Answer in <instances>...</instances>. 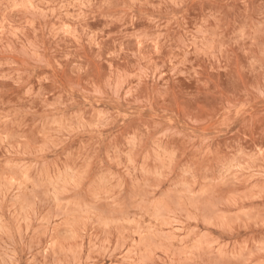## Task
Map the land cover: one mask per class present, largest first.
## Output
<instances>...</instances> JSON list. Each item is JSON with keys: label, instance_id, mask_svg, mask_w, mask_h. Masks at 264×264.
I'll list each match as a JSON object with an SVG mask.
<instances>
[{"label": "clouds", "instance_id": "9594fccd", "mask_svg": "<svg viewBox=\"0 0 264 264\" xmlns=\"http://www.w3.org/2000/svg\"><path fill=\"white\" fill-rule=\"evenodd\" d=\"M188 3L0 0V264H264V0L230 44ZM233 48L241 95L189 110Z\"/></svg>", "mask_w": 264, "mask_h": 264}, {"label": "rangeland", "instance_id": "374dc122", "mask_svg": "<svg viewBox=\"0 0 264 264\" xmlns=\"http://www.w3.org/2000/svg\"><path fill=\"white\" fill-rule=\"evenodd\" d=\"M185 8L186 19L189 22V26L193 21H197L204 16L214 17L215 19L209 20V24L211 27L218 29L215 33L218 37V42L224 44H230L233 39V32L238 24L247 19L248 16L258 17L262 11L260 0H247V7L244 0H189ZM232 52L235 53V55H225L221 57L218 64L212 62L211 67L214 70L207 72L205 84L181 83V85L177 87V94L180 102L188 107L189 110L212 113L223 103L226 97L241 95L242 86L237 77L236 67L238 62H244V58L239 54V49L233 48ZM204 67L207 69L208 64L206 63ZM0 96L3 97L5 104L17 102V95L13 90H10V86L5 87V90L0 92ZM20 106L27 107L26 104ZM31 121L32 116L25 117V123H30ZM6 159L7 155L3 150H0V165H2ZM4 171L8 172L10 170L5 169ZM13 195L14 192H9L4 197L3 221L7 227L13 229L14 238L18 241L19 238L16 237L14 233L15 221L8 212V205L13 199ZM34 195L36 197L41 196L39 192H23L21 194L22 198L28 201H31ZM97 213L99 215V220L112 218L111 209L106 203L101 202L97 205ZM145 221H147V218H145ZM94 223H97L94 234L102 240L106 230L98 221L94 220ZM110 230L114 232V229ZM89 231H93L91 225H89ZM5 239L7 238L5 237ZM85 246H87V239L85 240ZM37 259L39 260L41 257L37 256ZM46 259L49 261V264H51L53 260H63L65 257L63 254H58L54 257L49 253ZM114 259L115 257L111 259L104 257L103 264H112V260Z\"/></svg>", "mask_w": 264, "mask_h": 264}]
</instances>
